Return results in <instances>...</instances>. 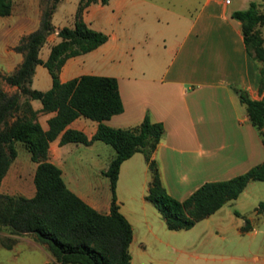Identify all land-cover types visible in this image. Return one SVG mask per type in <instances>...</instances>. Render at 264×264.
<instances>
[{"label": "crops", "instance_id": "1", "mask_svg": "<svg viewBox=\"0 0 264 264\" xmlns=\"http://www.w3.org/2000/svg\"><path fill=\"white\" fill-rule=\"evenodd\" d=\"M171 1H176L171 4H177V9L168 0L89 3L82 10L83 20L108 38L92 50L68 57L58 76L61 81L84 73L117 77L124 109L105 122L128 127L149 113L151 120L164 124L165 133L152 157L167 192L182 200L205 181L229 178L264 161L262 137L240 99L242 90L251 98H264V86L258 89L257 63L246 50L240 20L232 16L234 10L248 7L250 0ZM78 4L79 0L56 3L51 16L54 30L38 53L43 60L60 40L58 30L74 24ZM41 13V0H12L10 14L0 16L2 72H11L21 62L22 53L13 47L39 26ZM260 28L264 36V24ZM13 60L15 65L10 67ZM42 65H35L31 87L46 90L52 78L36 80ZM30 103L47 129L55 111L41 110L39 99ZM90 119L80 115L68 126L91 136L97 121ZM98 141L102 140L85 145L92 148ZM71 143L81 142L60 143V135L52 139L47 160L61 168L72 191L98 211L109 212L110 181L102 170L114 155L102 160L99 154H90L85 166L82 155L73 151L78 144ZM28 165L17 161L16 155L0 191L33 196L31 179L37 162L31 159ZM90 170L104 177L91 180ZM151 178L142 151L120 164L115 193L119 210L132 226L130 264H264V211L256 209L264 201V179L250 180L237 197L191 227L170 229L147 198ZM27 234L33 236L10 234L16 240L9 249L26 239L47 253L40 264H60L45 243ZM0 247H5L1 241Z\"/></svg>", "mask_w": 264, "mask_h": 264}, {"label": "trees", "instance_id": "2", "mask_svg": "<svg viewBox=\"0 0 264 264\" xmlns=\"http://www.w3.org/2000/svg\"><path fill=\"white\" fill-rule=\"evenodd\" d=\"M48 1L42 8L39 26L22 36L14 46L23 53L19 65L8 73L0 71V78L16 87L11 92L0 87V183L17 155V141L23 143L31 159L37 162L33 196L0 191V230L18 235L34 234L60 264H130L128 247L132 226L119 210L115 188L121 162L135 151L144 153L151 170L147 198L162 213L170 229L191 227L227 200L237 197L250 180L264 179L262 161L229 178L205 181L182 200L169 194L152 157L165 133L164 124L151 120L146 113L132 126H111L105 120L124 109L117 77L84 73L61 81L58 76L68 57L92 50L107 40V33L89 26L81 14L91 2L109 0H79L74 24L58 30L60 40L51 46L48 57L43 60L38 53L46 36L54 30L51 16L58 0ZM11 9L12 0H0V16L10 14ZM232 16L241 22L243 41L249 56L257 63L258 89L262 90L264 36L260 26L264 24V0L261 3L250 0L248 7L234 10ZM38 63L48 69L52 78V85L46 90L31 87ZM31 99L41 101V110L55 111L48 118L47 129L36 119L37 110L33 109ZM240 99L264 144V98H251L242 90ZM80 115L97 121L96 131L91 136L68 126ZM58 135L60 143L90 144L99 139L114 148V156L102 170L110 181L109 212L98 211L72 191L62 177L61 168L47 160L49 142ZM256 209L264 211V201H260ZM246 227L244 225L243 229ZM9 239L6 242L0 238V241L10 248L15 238Z\"/></svg>", "mask_w": 264, "mask_h": 264}, {"label": "rangeland", "instance_id": "3", "mask_svg": "<svg viewBox=\"0 0 264 264\" xmlns=\"http://www.w3.org/2000/svg\"><path fill=\"white\" fill-rule=\"evenodd\" d=\"M168 5L174 8H178L177 4H171L175 3L176 1L172 2L171 0H168ZM49 3L48 0H41L42 8L47 6ZM14 48V47H13ZM19 52V51H18ZM22 53V52H21ZM23 55V53H22ZM15 65V61H12V64H10V67H13ZM19 65V64H18ZM5 67L1 64V57H0V68ZM41 68V70L39 69ZM1 71V70H0ZM13 71V70H12ZM2 72V71H1ZM2 73H8V72H2ZM36 80L39 79V81L44 82L46 80H51L50 74L45 66L38 67ZM36 85H39L43 87L45 84H40L39 82L35 83ZM0 87L3 89L11 92L15 90V87L12 85L7 84L3 79L0 78ZM91 120V119H90ZM97 145H94L92 148H89L83 143H71L72 145L70 146H76L78 144L79 147L73 148V151L75 153L81 154L82 155V162L83 165L88 166L87 159L89 158L90 154H99V158L102 160L106 159L108 155L111 153L113 156L115 153L114 148L103 141H98ZM16 149H17V161H22L24 165L29 166L31 159L29 157V152L25 148L22 142L17 141L16 142ZM73 152V153H74ZM27 171H30L27 169ZM91 172V170H90ZM103 175L96 176L95 174H92V172L89 174V178L92 179H98L102 178ZM30 180V175L27 176ZM104 177V176H103ZM107 178V177H105ZM9 181V179H8ZM31 182L33 183V179H31ZM5 230H0V238H4L6 242L10 241L9 238H13L12 235L7 234ZM27 236H30L31 234H24ZM33 236V235H31ZM15 238V237H14ZM16 240V238H15ZM47 258V253L40 249L38 246H36L33 242L28 241V240H22L19 242L17 245L16 249H9L7 247H0V264H40L42 261H44Z\"/></svg>", "mask_w": 264, "mask_h": 264}, {"label": "built area", "instance_id": "4", "mask_svg": "<svg viewBox=\"0 0 264 264\" xmlns=\"http://www.w3.org/2000/svg\"><path fill=\"white\" fill-rule=\"evenodd\" d=\"M230 0H224V2L228 3Z\"/></svg>", "mask_w": 264, "mask_h": 264}]
</instances>
